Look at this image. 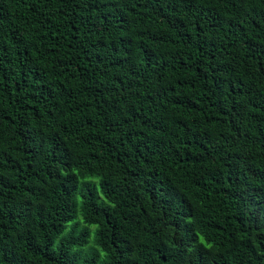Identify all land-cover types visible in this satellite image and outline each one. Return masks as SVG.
Returning <instances> with one entry per match:
<instances>
[{
    "label": "trees",
    "instance_id": "16d2710c",
    "mask_svg": "<svg viewBox=\"0 0 264 264\" xmlns=\"http://www.w3.org/2000/svg\"><path fill=\"white\" fill-rule=\"evenodd\" d=\"M0 264H264V0H0Z\"/></svg>",
    "mask_w": 264,
    "mask_h": 264
},
{
    "label": "rangeland",
    "instance_id": "374dc122",
    "mask_svg": "<svg viewBox=\"0 0 264 264\" xmlns=\"http://www.w3.org/2000/svg\"><path fill=\"white\" fill-rule=\"evenodd\" d=\"M98 195L100 196V202H103V200H105V198L103 197V195L99 192ZM78 199L80 200V195H78ZM77 221H80L82 223V226L83 227H89L91 229H95L96 225H92V227L86 225L85 223H83L82 221V217H81V214L79 212V215H78V218L76 219ZM94 235V233H92V236Z\"/></svg>",
    "mask_w": 264,
    "mask_h": 264
}]
</instances>
